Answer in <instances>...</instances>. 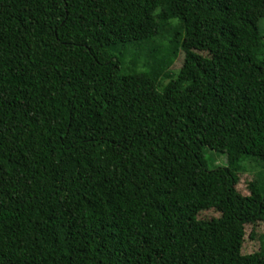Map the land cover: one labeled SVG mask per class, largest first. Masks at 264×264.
I'll return each mask as SVG.
<instances>
[{"label":"trees","instance_id":"16d2710c","mask_svg":"<svg viewBox=\"0 0 264 264\" xmlns=\"http://www.w3.org/2000/svg\"><path fill=\"white\" fill-rule=\"evenodd\" d=\"M260 18L264 0H0V264H264L242 251L264 222Z\"/></svg>","mask_w":264,"mask_h":264},{"label":"rangeland","instance_id":"374dc122","mask_svg":"<svg viewBox=\"0 0 264 264\" xmlns=\"http://www.w3.org/2000/svg\"><path fill=\"white\" fill-rule=\"evenodd\" d=\"M258 27L263 35L264 40V18L258 20ZM181 65V58L178 57L174 62L172 68L176 69ZM204 155L207 160L209 168H214L222 165L225 161L224 155L212 149H204ZM252 174L250 172L243 173L239 177V181L236 185V189L242 194H248L247 182L251 179ZM217 213L214 210H205L201 212L199 217L210 218L216 216ZM245 235L242 243V251L244 253H251L257 251L260 247L264 249V222H258L254 225H245Z\"/></svg>","mask_w":264,"mask_h":264}]
</instances>
